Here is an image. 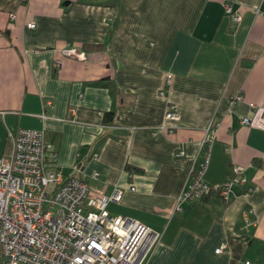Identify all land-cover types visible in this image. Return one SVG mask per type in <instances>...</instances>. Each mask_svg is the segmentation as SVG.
Wrapping results in <instances>:
<instances>
[{
	"label": "crops",
	"instance_id": "obj_1",
	"mask_svg": "<svg viewBox=\"0 0 264 264\" xmlns=\"http://www.w3.org/2000/svg\"><path fill=\"white\" fill-rule=\"evenodd\" d=\"M231 5L239 22L224 0H0V155L20 128L45 130L51 169L121 190L109 212L160 233L143 264H264V0ZM211 122L203 181L223 184L234 165L244 181L229 201L180 199Z\"/></svg>",
	"mask_w": 264,
	"mask_h": 264
},
{
	"label": "built area",
	"instance_id": "obj_2",
	"mask_svg": "<svg viewBox=\"0 0 264 264\" xmlns=\"http://www.w3.org/2000/svg\"><path fill=\"white\" fill-rule=\"evenodd\" d=\"M231 1L224 0L225 11L233 22H239L241 14L233 10ZM27 25L34 28L36 23ZM61 53L86 57L74 46L64 47ZM55 64L60 68L62 60L58 58ZM171 83L172 74H167L161 94ZM165 118H180L174 103H168ZM242 122L249 123L250 119L244 117ZM157 128L172 132L175 126L165 123ZM217 132V124L211 122L202 141L207 149L206 162L180 199L217 193L229 201L233 184L244 181L243 167L238 165L221 185L210 186L203 181ZM52 151L45 130L20 128L12 152L0 155V264H143L160 233L136 219L109 212L108 203L120 201L121 190L115 189L111 195L95 194L83 179L51 169L47 158Z\"/></svg>",
	"mask_w": 264,
	"mask_h": 264
},
{
	"label": "trees",
	"instance_id": "obj_3",
	"mask_svg": "<svg viewBox=\"0 0 264 264\" xmlns=\"http://www.w3.org/2000/svg\"><path fill=\"white\" fill-rule=\"evenodd\" d=\"M53 152V151H52Z\"/></svg>",
	"mask_w": 264,
	"mask_h": 264
}]
</instances>
